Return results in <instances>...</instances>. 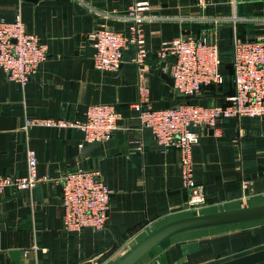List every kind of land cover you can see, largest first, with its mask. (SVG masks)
Wrapping results in <instances>:
<instances>
[{"label":"crops","instance_id":"crops-1","mask_svg":"<svg viewBox=\"0 0 264 264\" xmlns=\"http://www.w3.org/2000/svg\"><path fill=\"white\" fill-rule=\"evenodd\" d=\"M135 1H147L151 16L143 26V63L134 62L135 49L126 45L117 69H96L91 32L105 24L126 33L124 14ZM205 1L199 6L195 0H0V18L20 16L47 49L40 69L24 85L7 79L0 69V174L24 175L30 147L37 157V174L47 177L31 191H3L0 264H113L171 221L264 205L263 118L222 117L218 135L202 131L192 148L194 175L205 195L198 209L186 204L179 150L161 149L150 129H136L130 105L139 97V72L153 108L182 100L221 105L233 92V36L264 38V0L235 7L230 0ZM181 35L205 36L216 43L220 85L184 97L164 77L170 76L174 57H160L158 51ZM91 103L114 104L121 119L113 134L86 155L87 142L77 128L24 127L27 117L82 119ZM77 166L98 169L111 190L108 222L101 231L63 228L60 182ZM262 249L264 217L178 230L134 264H216Z\"/></svg>","mask_w":264,"mask_h":264},{"label":"built area","instance_id":"built-area-1","mask_svg":"<svg viewBox=\"0 0 264 264\" xmlns=\"http://www.w3.org/2000/svg\"><path fill=\"white\" fill-rule=\"evenodd\" d=\"M204 6L205 0H195ZM243 1L230 0L235 7ZM127 32L100 24L90 34L93 46V66L99 70L118 68L126 45L135 49L134 62L141 65L146 55L143 26L151 18L147 1H135L124 14ZM221 20H226L222 17ZM160 57L171 55L174 61L169 74L174 89L184 97L198 94L203 87L220 85L223 75L219 71L221 60L216 43L205 36L181 35L163 43ZM47 57V49L40 37L28 32L20 16L6 21L0 18V69L9 80L24 85L40 69ZM233 92L221 105H201L182 100L167 108H153L149 104L148 88L139 72L138 100L131 103L135 111L136 129H150L155 144L161 149L179 150L178 165L183 186L187 191L186 204L198 209L205 200L203 184L194 175L192 148L204 129L218 135L217 121L229 116H258L264 119V38L232 39ZM121 113L111 103L87 105L82 119L25 118L24 127L44 125L57 128L73 127L81 130L86 142L102 141L118 127ZM138 142V141H137ZM137 148L141 145L137 143ZM26 173L22 176L0 174V197L6 188L17 192L31 191L46 176L37 174L34 149H26ZM62 223L67 231L79 232L83 228L101 231L106 227L110 210L111 190L102 180L98 169L77 166L67 171L60 182Z\"/></svg>","mask_w":264,"mask_h":264},{"label":"water","instance_id":"water-1","mask_svg":"<svg viewBox=\"0 0 264 264\" xmlns=\"http://www.w3.org/2000/svg\"><path fill=\"white\" fill-rule=\"evenodd\" d=\"M164 77L169 78L171 82H173L171 76L164 75ZM98 143L99 141L87 142V144L83 148L82 155H86L87 151ZM261 217H264V205L242 207L236 210L221 211L211 214H197L177 219L160 227L142 243H140L138 246H136L129 253H127L125 256H123L113 264H134L141 256H143L159 241L178 230L214 223L247 220ZM262 261H264V249L216 264H256Z\"/></svg>","mask_w":264,"mask_h":264},{"label":"rangeland","instance_id":"rangeland-1","mask_svg":"<svg viewBox=\"0 0 264 264\" xmlns=\"http://www.w3.org/2000/svg\"><path fill=\"white\" fill-rule=\"evenodd\" d=\"M225 57H226V59H227L228 56L226 55Z\"/></svg>","mask_w":264,"mask_h":264}]
</instances>
